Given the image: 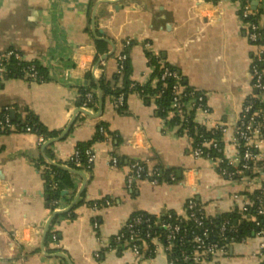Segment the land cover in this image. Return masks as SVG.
<instances>
[{
	"label": "crops",
	"instance_id": "obj_1",
	"mask_svg": "<svg viewBox=\"0 0 264 264\" xmlns=\"http://www.w3.org/2000/svg\"><path fill=\"white\" fill-rule=\"evenodd\" d=\"M251 2L0 0V51L14 48L48 69L45 81L29 82L6 73L0 84V114L7 106L15 118L18 114L26 118L31 112L48 130L61 132L75 116L70 132L50 144L46 143L54 137L39 145L38 135L24 130L0 133V264L66 263L57 252L66 254L73 264H134L137 257L130 248L120 252L110 247L111 238L134 212L159 216L173 209L183 214L185 203L195 197L207 216L218 218L252 202L253 191L223 176L214 163L195 157L191 140L167 125L155 114L154 105L144 104L137 94L128 93L125 113L112 104L111 96L104 99V95L98 116L75 113L78 108L85 110L80 105L81 87L96 92L98 108L88 111L99 112L102 77L113 76L115 54L127 38L134 41L128 49L132 80L145 84L155 70L146 55L144 42L148 41V51L159 58L160 65L177 67L189 87L207 93L212 113L206 116L198 111L196 117L225 123L224 145L232 149L228 140L239 109L256 93L250 68L259 44L248 38L240 16L242 7H251ZM257 8L263 9L258 21L264 25V0ZM100 121L106 123L112 138L94 140L88 147L95 154L90 168L71 166L74 150L93 140ZM114 154L122 159L118 166L109 163ZM136 160L150 167L157 161L164 168L176 167L175 180L138 179L135 190L128 187L127 177ZM53 162L81 172L67 170L72 185L63 188L55 209L67 208L83 186L84 190L73 207L75 217H57L54 227L60 248L55 250L50 243L53 250L48 251L42 243L43 231L54 211L47 202L43 176ZM102 198L111 204L97 210L89 207L90 201ZM94 217L99 220L98 230L92 226ZM261 242L256 235L232 243L208 264H262L256 253ZM154 244L151 264H170L161 240L155 239Z\"/></svg>",
	"mask_w": 264,
	"mask_h": 264
},
{
	"label": "built area",
	"instance_id": "obj_2",
	"mask_svg": "<svg viewBox=\"0 0 264 264\" xmlns=\"http://www.w3.org/2000/svg\"><path fill=\"white\" fill-rule=\"evenodd\" d=\"M252 8L249 5H244L241 9L240 16L243 20L244 29L247 32L248 38L259 44V48L256 51L255 57L253 58L250 72H251V86L255 89V94H250L249 97L242 104L239 109L234 129L230 135L228 143L230 144V150H227L223 137L228 132V127L222 122H209L208 120H199L196 117L198 111H202L203 114L209 116L212 113V108L208 104L207 93L197 88H190L185 79L183 78L180 70L177 67L166 66V64L160 65L163 68L161 75L156 78L164 80L166 78L173 79L172 89L174 92V98L171 102V115H175L178 112V104L181 102L185 103L186 114H181L182 131L181 133L187 136L191 142V152L197 158H203L208 160L216 166L218 171L232 181H238L244 184L247 191H253L257 200L258 213L264 214V25L258 20L251 19ZM134 43L131 38H127L124 41V48L117 53L116 71L119 75H122L123 69L126 62L129 59V47ZM150 42H144L146 50ZM11 60H23L28 62L22 68V72L19 77L29 81H43L44 77L39 74L35 69L32 60L27 59L23 54L14 49L8 48L0 51V84L3 80V76L8 71V63ZM126 92L137 94L140 99L144 102L143 89L137 88V82L131 81L127 91H121L116 97L112 98V104L118 107L124 102ZM160 93L154 94V97L159 98ZM96 92L92 89L87 90L85 93V105L83 108L91 109L95 102ZM92 104V105H91ZM3 119L0 120V127L9 129H19L21 122L17 121L16 118L11 117L10 107H6L3 112ZM164 120V119H162ZM191 122L193 123L192 125ZM181 127V124H177L175 127ZM194 130V135L191 130ZM26 132L36 133L38 135V144L42 145L45 142V132L32 126L28 122L24 123L22 129ZM100 139H111L112 135L108 132L106 126L98 125L97 127ZM198 135V140L195 137ZM95 160V154L90 148L82 150L80 147L76 148L70 158L77 168L86 167L90 168ZM109 163L112 166H118L121 164L119 158L116 155H111ZM131 173L127 177V186L132 187L133 184L140 179L143 165L136 163L133 166ZM175 175L171 174V179L175 180ZM150 181L157 183V178L151 179ZM54 205H58L59 200L54 199L52 202ZM253 203H244L240 210H247L248 206ZM111 204V200L108 198L96 199L89 202L88 205L93 210L100 209L104 206ZM188 213L184 217L194 222L197 226H204L205 222L209 220L211 223L214 218L207 216L202 204L194 197L187 201ZM53 209L52 211H56ZM130 219V218H129ZM134 221L128 220L126 224L115 234L116 239H120L125 235V227L127 225L134 226L139 225L141 222L140 217H133ZM150 222V220H147ZM167 228L166 242L163 243L165 252L168 257V250L173 247L177 240L184 241L189 233V229L184 230V234H180L182 225L162 223ZM92 226L95 230H98L100 224L97 217L92 219ZM150 226V225H149ZM220 231L225 237L231 240V244L235 242L244 241L246 238L235 241L234 233L239 230L238 223L230 222V218H225L220 224ZM43 231V228H39ZM229 230V236L226 231ZM210 229L205 227L202 233L193 235L192 241L195 242L192 249V258L196 264H208L211 259H214L221 253L227 250V245L221 243L219 240L209 239ZM194 233V232H192ZM136 230H133L131 239L134 240ZM257 236L262 237V242L257 250V255L264 264V227L260 229ZM255 235V236H256ZM147 236L151 238V243L154 244L155 239H160L158 235H153L151 230H147ZM251 237V236H249ZM190 238V237H189ZM188 238V239H189ZM248 238V237H247ZM51 243L55 250L60 248V240L57 234L54 233L52 236ZM118 249V247H113ZM136 254V261L134 264H151L152 256L142 257L140 246L137 241H133L129 247ZM96 256H99L96 253ZM186 260L189 256H184ZM170 264H173L169 261ZM63 264V263H62Z\"/></svg>",
	"mask_w": 264,
	"mask_h": 264
},
{
	"label": "trees",
	"instance_id": "obj_3",
	"mask_svg": "<svg viewBox=\"0 0 264 264\" xmlns=\"http://www.w3.org/2000/svg\"><path fill=\"white\" fill-rule=\"evenodd\" d=\"M217 1V0H213ZM263 9L257 8L256 10H253L251 13V19L252 20H259V12H262ZM117 54V53H116ZM115 54V58H116ZM146 55L148 58V61L151 65L155 67L154 72L152 73L150 79L145 84H139L137 83V88L143 89V97H144V104L148 105H154L155 114L159 116L161 119H164L165 123L169 126H176L177 124H181V127H177V132L181 133L182 131V121H181V114H186L185 110V103L181 102L178 104V112H176L175 115H171V102L174 98V92L172 89L173 85V79L172 78H166L164 80L157 79L163 70V68L160 67L159 58L153 55L150 51L146 50ZM32 64H34L35 69L39 72L40 75L44 77L43 81L48 79V69L43 66L37 59H33L31 61ZM28 62H25L23 60H11L7 67L10 74L19 76V74L22 72V68L27 65ZM166 66L174 67L170 64H166ZM132 73L133 68L131 65L130 58L125 64V67L123 69L122 75H119L117 71L114 72L113 76L110 79H105L102 77L101 81V90L104 95V99L106 96H111L112 98L116 97L121 91H127V88L132 80ZM191 88V87H190ZM89 88L81 87L80 93H81V101L80 105H85V93ZM160 93L161 96L159 98L154 97V94ZM128 95V92H126V96L124 98V102L120 104L117 109L120 113L127 112V105H126V97ZM96 104H91L94 106V109L98 108V99L97 96L95 98ZM3 119V114H0V120ZM17 121L21 122V126L19 130H22L24 128V123L28 122L32 126L38 128L39 130H42L45 132L46 138L47 137H56L58 136L61 131L60 130H48L44 124L37 118L36 115L33 113H28L26 118H16ZM193 123L191 122L190 125ZM99 125L106 126V123L103 121H100ZM107 128V126H106ZM11 129L0 127V133H6L10 131ZM191 133L194 135V130L192 127ZM98 130L96 132L95 137L92 141H90L87 144H80V148L82 150H85L88 148L94 140H97L99 138ZM196 139L198 140V135L195 134ZM115 155V154H114ZM117 156V155H116ZM122 162L121 157L117 156ZM152 159H155L152 157ZM136 163H140L143 165V170L140 175V179H154L157 178L158 182L167 181L172 182L174 180L171 179V174L177 175V168L176 167H169L164 168L163 164L161 162H155L152 167H150L146 162L142 160H136L132 163V166ZM69 164L73 167H76L73 161H69ZM81 168V167H80ZM133 168V167H132ZM44 185L48 186V192H49V198L47 199V202L51 209H54L57 205H54L52 202L54 199H60L61 197V191L65 187H71L72 181L70 179V173L55 165H49L48 170L44 173ZM136 182L131 187L135 190ZM195 198V197H194ZM92 202V201H90ZM187 203V202H186ZM184 205V213L180 214L176 212L173 209H167L162 212L161 215L156 216L150 212H147L145 210H139L134 212L130 216V222H133V217H140L141 222L139 225H134L133 227L130 225H127L125 227L126 233L124 236H122L120 239H116V235H114L110 240V247H118L120 252L123 251L125 248H129L131 243L133 241H137L140 246V251L142 253V257H148L149 255L154 257L156 254V245L151 243V238L147 236V230H151L152 237L153 235H158L161 239V241L166 242V234H167V228L162 225V223H170V224H180L182 225V229L180 234H184L185 229H189V233L187 234V237L184 239V241L177 240L173 247L168 250V260L171 261L173 264H196V262L192 258V249L195 242L192 241L193 235L197 233H202L205 227H208L210 229L209 232V239L210 240H219L221 243L227 245V248L231 245V240L225 237L224 234L220 231V224L224 221L225 218H230V222L234 223L235 221L238 223L239 230L234 233L235 241H240L244 238H247L249 236H255L257 232L264 227V214L258 213L257 210V200L254 197L253 203L248 206L247 210H240L239 207H234L230 212L225 213L224 215L214 218L212 223L207 220L204 224V226H197L194 222L184 217L186 213L189 212L187 208V204ZM79 204V203H78ZM76 208V207H75ZM71 209L70 211L64 213V215H68L70 217H75L76 213L74 209ZM150 220L148 222L147 220ZM57 221V218L52 222L50 229L48 230L45 238V246L48 251H52L53 249L49 247L52 236L54 233L57 234L58 239L59 237V231L55 229L54 225ZM150 225V226H149ZM133 230H136V234L134 237V240L131 239ZM194 232V233H192ZM226 234L229 236V230L226 231ZM190 237V238H189ZM189 238V239H188ZM188 255L189 259L186 260L184 256ZM63 264H67L63 262Z\"/></svg>",
	"mask_w": 264,
	"mask_h": 264
},
{
	"label": "water",
	"instance_id": "obj_4",
	"mask_svg": "<svg viewBox=\"0 0 264 264\" xmlns=\"http://www.w3.org/2000/svg\"><path fill=\"white\" fill-rule=\"evenodd\" d=\"M107 3H112L111 1H106ZM260 0H252L251 2V8L252 10H256L257 7H258V4H259ZM102 92L99 91V112H97L96 114H93L91 112H89L88 110H84V109H81V108H78L77 111L75 113H84V114H87V115H90V116H98L102 109H103V97H102ZM11 117L13 119H15V112L13 110H11ZM75 122V116H73V118L70 120V122L67 124V126L64 128V130L56 137L54 138H51L48 143L46 144H50V142H54V141H57V140H60L62 138H64L71 130L73 124ZM53 165L55 166H60L66 170H70L72 172H75V173H81L79 170H76V169H73L72 167L68 166V165H65V164H58V163H54L53 162ZM178 177L180 178L181 177V171H179V175ZM46 190H48V186L45 187ZM83 190H84V186L82 187V189L80 190V192L75 196L74 200L72 201V203L65 209H62V210H56L54 211L50 217L48 218L45 226H44V231H43V238H42V243H44L45 241V238H46V234L48 232V230L50 229V226L52 224V222L60 215L70 211L77 203V200L78 198L82 195L83 193ZM46 198L48 199L49 198V194H46ZM55 255L57 257H60V258H63L66 260V263L67 264H73L72 261L66 256V254H64L63 252H57L55 253Z\"/></svg>",
	"mask_w": 264,
	"mask_h": 264
}]
</instances>
